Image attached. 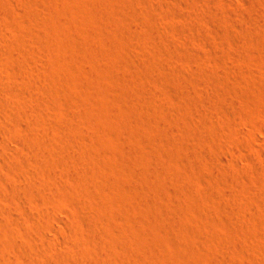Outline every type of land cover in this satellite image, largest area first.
Returning a JSON list of instances; mask_svg holds the SVG:
<instances>
[{
    "label": "rangeland",
    "instance_id": "374dc122",
    "mask_svg": "<svg viewBox=\"0 0 264 264\" xmlns=\"http://www.w3.org/2000/svg\"><path fill=\"white\" fill-rule=\"evenodd\" d=\"M52 1L0 0V104H2L0 106L2 107L0 111L2 116H0V135L3 138L7 130L6 133H9L10 137L19 139L18 136L29 131L30 133L33 132L31 134L35 135V138L40 133H42L40 135L42 137L46 134L43 132L45 129L44 127L43 130L40 129L42 126L36 124H41V121H44L45 126L50 125L51 143L53 144L55 141V149L59 146L55 153L62 151L60 156L54 153L51 160L58 159L60 160L59 163L65 162L66 164H64L65 167L62 165L63 168L60 171L57 169L60 172L57 171L59 176L55 170L56 167H61L60 164L53 161L54 165H52V161H50V168L45 165L46 167L42 169L49 168L47 169L49 172L46 170L45 172L48 173H45L41 170L39 173L41 176L38 175L36 178L46 176V174L54 178L53 175H55V177H60L62 182L64 178L61 179V177H65V174L68 176L72 174V176L70 175L72 179L75 176L74 173L80 172L84 163V165L90 163L88 164L90 168L83 165L84 170L91 169L92 171L97 166L96 173L103 172L106 178H103L102 173H100V177L99 175L96 176L101 182H96L95 185L88 183V187L94 193L92 194L93 197L84 196L81 193L79 196L78 192L69 196L62 192L69 196L63 197L60 191H56L57 180L55 178V181L50 179V188L53 189L52 185H54V189L56 188L54 192L62 196L59 200L62 201L64 207H67L68 204L69 207H67L68 212L66 208H60L58 211V209L49 206L47 209H53V212L59 214L58 216L62 220L65 219L63 222H66L69 217L67 219L69 223H66V227L69 224L68 227L69 229L72 227V231L63 226V222L53 221V218L50 219L51 217L47 216L49 222L47 219L44 222L50 225L48 227L51 228L52 226L56 230L51 228L52 232L49 231L47 237L40 239H43L42 242L44 243L49 241L47 244L54 243L47 248L48 250L45 249V253L53 259H57L58 262L60 255L56 249L62 250L67 242L72 243L75 239H81L79 242L83 240L84 244H88V246L95 243V246H98L97 250L101 249L99 253L107 264H116L117 261H120L119 258L124 260V257H126L125 261L128 259V262L122 264H264V0H150L152 3L149 0H136L137 3H135L133 0L131 1L132 4L131 2L129 4L130 0H123L130 5L131 10L135 9L134 12L123 10L128 8V4L123 6L125 4L123 2L124 4L122 3L121 6V0H109L106 4L102 0ZM146 1L150 2V8ZM46 13L49 14L46 15ZM138 14L141 15L137 18ZM81 15L82 17H80ZM78 17L83 19L80 20ZM141 17L145 20L140 19L142 21L138 22ZM7 18L9 19L7 20ZM131 22L134 25L138 24V28L141 30L136 31ZM83 25L84 27H82ZM179 26L180 29H178ZM125 28L128 30L133 28L134 33L132 30V32L127 30L126 35ZM118 39L121 40V43ZM126 39L128 43H126ZM62 43L72 44L74 48L76 47L79 54L83 55L81 56L82 62L75 65L74 62H71L69 53L64 52L63 55L59 53V44ZM50 55L54 56L51 57ZM55 55L60 58L58 56L54 58ZM43 62L46 63L43 65ZM94 63L98 64L99 67L101 66L99 69L101 72L98 76L91 72V66ZM168 64L169 66H167ZM26 66L27 69H24V72L22 68ZM53 68L59 69V72L53 71ZM30 70L32 75L29 73ZM23 72L32 76L33 86L36 91H39V95L37 93L38 98L34 102L31 101V106L35 109L30 108L25 101L26 99L18 91V86L15 85H19L18 79L23 75ZM16 73L17 75H15ZM51 73L54 75L59 73L56 76L60 80L59 83L64 82L65 85L61 83L63 87H67V85L76 86L78 94L76 96L59 95V86L56 85L48 90V78ZM4 82L6 89L3 87ZM13 83L14 85H12ZM2 95L4 97H1ZM13 96L17 97L14 98ZM7 100L13 101L10 102L13 105L7 104ZM5 105L6 109L4 110ZM8 105L10 106L8 107ZM56 106L58 107V115L55 113L57 111ZM212 106L215 108H211ZM115 109H118L119 114ZM3 111L4 114H2ZM6 111L11 112L6 113ZM205 111L207 113H204ZM46 113H48L47 117ZM31 114L35 115L36 118L40 114L44 120L40 121L42 117L39 116V120L33 119L35 124L33 125L30 120ZM76 114L78 117L86 114L85 117L96 121L97 125L101 126V129L103 128L104 137L90 136L91 133L87 125L82 126L84 127L82 129L81 126H77V119L74 121V118H78ZM3 117L5 121H2ZM49 118L54 119L55 123L53 121L52 123ZM61 120L65 121L60 124ZM115 122H118V127L114 125ZM3 124L5 126L2 127ZM78 127L81 130H78ZM66 132L72 133L71 136L73 134H75L74 136L78 135L79 140L82 139L81 142L86 145L82 154L73 157L76 158L75 160H72L73 158L70 156L74 146L72 148L70 147L72 144L68 146L69 141L67 140H70L71 136ZM56 136L60 139L55 140ZM64 136V142L60 143ZM15 138H4L6 145H11L8 146L10 149L16 147L13 149L14 152L11 150L14 157L17 153L22 155V152V156H26L28 152L26 144L14 140ZM62 145L70 147V149L67 147L66 149ZM20 146L23 149L20 150ZM18 150L19 152H17ZM129 153L137 162L138 170L131 168L127 162L125 156ZM219 154L224 157L225 165L221 164ZM225 157H227V161ZM71 160L72 162H70ZM8 163L2 165L10 166L11 162ZM73 165L77 166L79 172L75 171V167L74 169L70 168ZM66 166L71 170H68ZM223 166L227 168L225 169ZM62 169H66L67 172L74 170V172L64 173L65 171ZM99 170L100 172H97ZM50 171H53L54 174L52 175ZM87 172L88 174L91 173L90 171ZM96 173L93 170L91 175ZM68 178L62 182L65 184H63L64 187L69 185L67 189L70 190L72 186L74 188L78 186L79 182H76L75 178L73 180L75 183ZM107 178L109 181L105 182L104 180ZM170 179L174 180L177 188H179L177 189L179 195L177 202L173 201L172 195L169 193V196L166 192V187L169 185L167 180ZM54 182L56 184H53ZM152 185L155 188H152ZM231 187L233 190H230ZM16 188L18 189L15 185V193H13L14 196L10 197V201H4V208L5 211H9L7 212L8 215L11 214V217L14 214V216L18 215L19 219H17L18 217L13 219L14 216L10 219L11 217L7 216L10 219L8 220L5 213H0L2 217V219L0 218V226L6 227L7 231L10 228L9 231L12 232L18 229L17 220H22L27 226L25 228L28 229L30 224L28 219H31V215H19L18 206H20L21 198L17 197ZM20 190L18 189V192ZM96 192L99 194L101 192L102 197L99 195L100 197L96 198L98 196ZM164 194H168L169 198L163 196ZM81 196L84 198L82 199ZM170 197L172 201H170ZM188 198L191 201L189 206L186 203ZM37 199H39L40 208H36V213L43 215L47 211L48 205L40 201L41 195ZM74 199L77 200L75 206H73ZM88 202L90 204L86 206L85 203ZM17 204L18 210L16 211ZM82 205L83 207L78 209ZM240 205L242 206L240 207ZM13 206H15V210ZM42 207H44L43 211H41ZM73 207L74 209H72ZM75 207H77V211ZM86 207L90 209L88 210ZM10 208L15 212L13 213ZM235 209L238 215L235 214ZM65 211L69 215H66ZM102 213H104V217ZM87 214L90 218L92 216L97 217V219L102 217L101 220L103 219V221L98 219L100 222L98 223L94 217L92 219L87 218ZM108 214L110 217L113 215V218H110ZM3 217L7 220H4ZM105 217L108 218L104 219ZM72 219H75V224H72ZM115 219L124 227L120 228L121 225L118 223L119 227L117 221L114 222ZM14 220L16 226L13 224ZM76 220L77 222H75ZM105 220L113 221L111 227L109 221L106 222ZM50 221H53L54 225H51L52 222ZM205 222H209V224ZM89 223L95 224V226L91 224L89 226ZM114 223L117 225L116 231L113 230L115 229ZM97 224H102L103 228L99 226L104 229L105 233L99 231L102 229ZM105 224L106 227L103 226ZM211 224L214 230L208 231V226ZM85 228L90 229L86 230ZM124 228L128 229L134 236L132 237L131 233ZM91 229L93 231L98 230L93 233ZM55 232H58L57 235ZM33 233L36 232L33 231ZM58 234L63 235L58 236ZM90 234H94L93 237ZM35 235L37 236V234ZM95 235H98L97 238ZM124 235L128 237H124ZM49 237L51 238L49 239ZM51 239H54L53 242L50 241ZM89 240L92 242L90 243ZM60 241L65 245H62L63 243ZM87 241L89 242L87 243ZM101 241H104V245L101 244ZM11 243L14 242H10V245H8L9 243L5 244V246L8 247L9 251L11 250L12 254L17 251L15 253L16 258L11 257V253L7 257H5L6 254H4L5 256L1 255L0 258L3 259L2 262L0 259L1 264H24L22 251L20 248H16V250V244ZM255 244H258L256 246L261 249L257 248ZM61 246L63 247L61 248ZM92 246L94 247V245ZM73 247H71L72 252L79 251L78 248L82 249L80 246ZM110 247L116 248L115 253L117 251L123 253L122 257L120 252L116 253L119 258L116 257L115 253L112 252L114 249L109 251L112 249ZM107 252L108 255L110 253L109 256H106ZM56 253L58 257H55ZM187 253L188 255H186ZM103 255L106 257L104 258ZM114 256L118 259L115 260ZM19 257H21V261L18 259ZM52 258L50 259L53 261ZM109 258L112 262L108 260ZM40 260L43 261L42 259L38 261ZM52 261L50 263L45 260L43 264L46 262L52 264ZM57 262L53 264H57ZM58 263L62 262L59 261Z\"/></svg>",
    "mask_w": 264,
    "mask_h": 264
},
{
    "label": "bare ground",
    "instance_id": "6f19581e",
    "mask_svg": "<svg viewBox=\"0 0 264 264\" xmlns=\"http://www.w3.org/2000/svg\"><path fill=\"white\" fill-rule=\"evenodd\" d=\"M52 1V0H51ZM54 1V0H53ZM52 1V2H53ZM108 1L109 0H102V2L104 3V4H106V3H108ZM122 2H121V6L123 5V6H125L126 4H128V3H126V2H124L123 0H121ZM126 1H128V0H126ZM131 1H133V0H130L129 1V4H130V2ZM150 1V0H149ZM39 2H40V0H39ZM124 2V3H123ZM147 2V1H146ZM151 2V1H150ZM150 2L148 3V7H149V4H150ZM123 3V4H122ZM133 2H131V4H132ZM135 3H137L136 2V0H135ZM152 3V2H151ZM127 5L128 6V8L126 9H123V8H121V9H123V10H131V8L129 7L130 5ZM144 4V3H143ZM42 5V4H41ZM65 5V4H64ZM69 5V4H68ZM75 5V4H74ZM77 5V4H76ZM75 5V6H76ZM136 5V4H135ZM151 5V4H150ZM154 5V4H153ZM46 7H47V4L45 5ZM50 6H51V4H50ZM72 6V5H71ZM74 6V7H75ZM44 7V6H43ZM131 7H133L132 5H131ZM136 7V6H135ZM154 7V6H153ZM153 7H151V8H153ZM156 7V6H155ZM142 8V7H141ZM150 8V7H149ZM156 8H158V7H156ZM196 8V7H195ZM48 9V8H47ZM120 9V10H121ZM133 9V8H132ZM197 9V8H196ZM133 10H135V9H133ZM133 10H131V11H133ZM138 10V9H137ZM153 10V9H152ZM156 10H158V9H156ZM195 10V9H194ZM122 11V10H121ZM130 11V12H131ZM197 11V10H196ZM134 12V11H133ZM137 12H139V10L137 11ZM143 13V12H142ZM7 14V13H6ZM47 14H49V13H46V15ZM196 14V13H195ZM132 15H133V13H132ZM135 15V14H134ZM141 14H138V16H137V18L140 16ZM4 16H5V14H4ZM49 16V15H48ZM47 16V17H48ZM7 17V16H6ZM80 17H82V15L80 16ZM80 17H78L79 19H80ZM143 17V16H142ZM139 18V21L138 22H141L143 19L145 20V18ZM4 18V17H3ZM73 18V17H72ZM9 18H7V20H8ZM78 19V20H79ZM83 18H81L80 20H82ZM140 19H142L141 21H140ZM75 20V19H74ZM75 21H77V20H75ZM129 21V20H128ZM132 21V20H131ZM78 22V21H77ZM136 22V21H135ZM144 22V21H143ZM132 23V22H131ZM184 23V22H183ZM77 24V23H76ZM75 24V25H76ZM79 24V23H78ZM81 24V23H80ZM84 24V23H83ZM133 24V23H132ZM142 24V23H141ZM184 25H185V23H184ZM133 28L134 29H136V31H138L140 28H138L139 26H138V24H133ZM177 26V25H176ZM181 26V25H180ZM178 27V29H180L181 27H182V29H184L183 28V26H181V27ZM82 27H84V25L82 26ZM141 27V26H140ZM133 28H131V30L133 29ZM138 28V29H137ZM126 29V28H125ZM174 29H176V28H174ZM127 30H128V28L126 29V35H127ZM131 30H128L129 32L131 31ZM141 30V29H140ZM69 31H71V30H69ZM77 31V30H76ZM75 31V32H76ZM133 31V30H132ZM131 31V32H132ZM135 31V32H136ZM129 32H128V34H129ZM123 33V32H122ZM133 33H134V31H133ZM71 34L69 33V36H70ZM76 35V34H75ZM131 35V34H130ZM73 36V35H72ZM71 36V37H72ZM54 37H55V35H54ZM78 37H79V35H78ZM124 37V36H123ZM46 38V37H45ZM68 37L66 36V39H67ZM73 38V37H72ZM126 38H127V36H126ZM47 39V38H46ZM56 39V38H55ZM71 39V38H70ZM123 39V38H122ZM128 39V38H127ZM126 39V40H127ZM58 40V39H57ZM56 40V41H57ZM119 40V42L121 43V40L120 39H118ZM180 40V39H179ZM22 41V40H21ZM44 41V40H43ZM46 41V40H45ZM73 41V40H72ZM75 42V41H74ZM29 44H30V42H28ZM126 43H128V40H127V42ZM125 43V44H126ZM129 44H130V41H129ZM24 45V44H23ZM58 45V44H57ZM72 45V44H71ZM71 45H68V44H65V43H62V44H59V53H66V54H68L69 53V55H70V60H71V62H74L75 63V65H76V63H81L82 62V57L81 56H83V55H81V54H79V50L77 51L76 50V47L74 48L73 47V45L71 46ZM121 45V44H120ZM47 46V45H46ZM51 46V45H50ZM75 46V45H74ZM126 46H128V45H126ZM2 47V46H1ZM38 47H40V46H38ZM43 47V46H42ZM44 47H45V45H44ZM48 47V46H47ZM129 47V46H128ZM3 48H7V47H3ZM28 48V47H27ZM26 48V49H27ZM54 48V47H53ZM127 48V47H126ZM25 49V48H24ZM23 49V50H24ZM25 49V50H26ZM33 49V48H32ZM20 50H22V49H20ZM52 50V49H51ZM188 50V49H187ZM191 50V49H190ZM189 50V51H190ZM5 51V50H4ZM11 51V50H10ZM36 51V50H35ZM34 51V52H35ZM43 51V50H42ZM56 51V50H55ZM54 51V52H55ZM192 51V50H191ZM1 52V51H0ZM23 52V51H22ZM27 52V51H26ZM38 52V51H37ZM45 52V51H44ZM43 52V53H44ZM57 53H58V51H56ZM45 53H47V52H45ZM52 53V52H51ZM143 53V52H142ZM28 54H29V52H28ZM32 54H34V53H32ZM39 54H40V52H39ZM48 54V53H47ZM61 54H59V55H61ZM165 54V53H164ZM22 55H24V54H22ZM63 55V54H62ZM65 55V54H64ZM161 55V54H160ZM166 55V54H165ZM170 55V54H169ZM168 55V56H169ZM48 56V55H47ZM51 56V55H50ZM52 56H54V55H52ZM51 56V57H52ZM56 56H58V55H55V57L54 58H56ZM152 56V55H151ZM59 57V56H58ZM63 57V56H62ZM69 57V56H68ZM149 57V56H148ZM170 57V56H169ZM175 57V56H174ZM47 58V57H46ZM60 58V57H59ZM58 58V59H59ZM84 58V57H83ZM152 58V57H151ZM150 58V59H151ZM160 58V57H159ZM163 58H165V57H163ZM167 59V58H166ZM170 59V58H169ZM174 59V58H173ZM175 59H176V57H175ZM174 59V60H175ZM69 60V61H70ZM62 61V60H61ZM66 61H67V59H66ZM159 61V60H158ZM55 62V61H54ZM56 62H57V60H56ZM153 62V61H152ZM165 62H167L166 60H165ZM165 62H164V65H165ZM171 62V61H170ZM174 62V61H173ZM41 63V62H40ZM44 63H46V62H43V65H44ZM93 63V62H92ZM155 63V62H154ZM160 63V62H159ZM158 63V64H159ZM161 63H162V61H161ZM160 63V64H161ZM59 64V63H58ZM157 64V63H156ZM170 64H172V63H170ZM155 65V64H154ZM23 66H25V65H23ZM67 66H69L68 64H67ZM167 66H169V64L167 65ZM166 66V67H167ZM170 66H172V65H170ZM155 67H156V65H155ZM44 68V67H43ZM60 68V67H59ZM149 68V67H148ZM157 68H158V66H157ZM162 68H163V66H162ZM23 70L24 69H27V66L26 67H24V68H22ZM46 69V68H45ZM52 69V68H51ZM99 69H101V66L99 67L98 66V64H93L92 66H91V72H92V74H94V75H96V76H98L99 74H100V70ZM149 69H151V68H149ZM158 69H160V67L158 68ZM165 69V68H164ZM21 70V69H20ZM32 70H34V69H32ZM54 70H56V71H58L56 68L54 69L53 68V71ZM167 70V69H166ZM28 71V70H27ZM26 71V72H27ZM40 71V70H39ZM43 71V70H42ZM49 70H47V72H48ZM150 71V70H149ZM154 71V70H153ZM157 71V70H156ZM171 71V70H170ZM20 72V71H19ZM22 72V71H21ZM24 72H25V70H24ZM23 72V75H21L20 77H19V79H18V82H19V85L18 84H15L16 86H18V91L20 92V94H22L23 95V97L26 99L25 101H26V103L30 106V108H32V106H31V101L32 102H34V100H36L38 97H37V93L39 92V91H36V89L34 88V86H33V82H32V73H31V70H30V72L29 73H31V75L30 74H25ZM33 72V71H32ZM46 72V71H45ZM46 72V73H47ZM50 72V71H49ZM59 72V71H58ZM20 74V73H19ZM59 74V73H58ZM58 74H55L54 75V73H51L50 75H52V76H50L49 75V78H48V83H49V89L48 90H50V88H52L54 85H56V86H59V95H71V96H76V94H78V90H77V87L76 86H69V85H67V87H63L62 85H61V83H62V81H61V83H59L60 82V80L58 79ZM15 75H17V73L15 74ZM33 75L35 76V74L33 73ZM57 75V76H56ZM43 76V75H42ZM43 77H46V76H43ZM40 78V77H39ZM39 78H37V79H39ZM45 79V78H44ZM16 80H17V78H16ZM47 80V79H46ZM14 81V80H13ZM7 82V81H6ZM17 82V81H16ZM15 82V83H16ZM46 82V81H45ZM213 82V81H212ZM10 84V83H9ZM47 84V83H46ZM63 85H65L64 84V82L62 83ZM68 84V83H67ZM6 85V83L4 82V84H3V87ZM11 85V84H10ZM12 85H14V83L12 84ZM48 85V84H47ZM72 85V84H71ZM16 86H14V87H16ZM55 86V87H56ZM12 87V86H11ZM14 87H13V89H14ZM5 89H6V87H4ZM2 89V88H1ZM11 89V88H10ZM15 89H17V87L15 88ZM38 90V89H37ZM2 91V90H1ZM5 91V90H4ZM3 91V92H4ZM11 91H12V89H11ZM17 94H18V92H17ZM57 94V95H58ZM4 95H6V94H4ZM4 95H2L1 97H4ZM15 95H16V93H15ZM38 95H39V93H38ZM9 96V95H8ZM14 97V96H13ZM15 97H17V96H15ZM14 97V98H15ZM22 97V96H21ZM22 97V98H23ZM46 97V96H45ZM49 97H51V96H49ZM47 98V97H46ZM49 99H51V98H49ZM54 99V98H53ZM1 100V99H0ZM46 100V99H45ZM44 100V101H45ZM55 100V99H54ZM43 101V102H44ZM47 101H50V102H52L51 100H47ZM10 102H13V101H9V100H7L6 101V103L7 104H9ZM54 102H56V101H54ZM1 103V102H0ZM47 103H49V102H47ZM57 104H58V102H56ZM225 103V102H224ZM6 104V105H7ZM13 105V103H10V105ZM34 104V103H33ZM2 104H0V106H1ZM6 105L4 106V110L6 109L5 107H6ZM10 105H8V107L10 106ZM51 105V104H50ZM52 105H55V104H53L52 103ZM25 106V105H24ZM28 106V107H29ZM44 106V105H43ZM58 106V105H57ZM56 106V107H57ZM211 106V105H210ZM33 107H35L34 105H33ZM45 107V106H44ZM59 107V106H58ZM58 107H57V111L55 112V113H57L58 112ZM214 106H212L211 108H213ZM1 109H0V111L2 110V107H0ZM10 108H12V107H10ZM16 108V107H15ZM19 108H21V107H19ZM45 108H47V106L45 107ZM54 108V107H53ZM52 108V109H53ZM116 108V107H115ZM215 108V107H214ZM14 109V108H13ZM13 109H12V111H13ZM32 109H35V108H32ZM47 109H49V107L47 108ZM119 109V108H118ZM118 109H115V110H117L116 112L118 113ZM11 110V109H10ZM15 110V109H14ZM23 110V109H22ZM39 110V109H38ZM42 110V109H41ZM44 110V109H43ZM8 111V110H7ZM6 111V113H10V112H7ZM18 111V110H17ZM33 111V110H32ZM47 110L45 109V112H46ZM120 112H121V110H119ZM207 111V110H206ZM204 112V113H207V112ZM209 111L211 112V110L209 109ZM227 111V110H226ZM18 113V112H17ZM33 113V112H32ZM41 113H42V111H41ZM49 113V112H48ZM48 113H46V117L48 116ZM54 113V114H55ZM80 114H81V112H79ZM78 113V114H79ZM83 113V112H82ZM203 113V112H202ZM204 113H203V117L205 116L204 115ZM215 113V112H214ZM2 114H4V111H3V113ZM28 114V113H27ZM36 114V113H35ZM51 114V113H50ZM53 114V113H52ZM78 114H76V117H78ZM119 114V113H118ZM121 114V113H120ZM6 115V114H5ZM19 115V114H18ZM38 115V114H37ZM57 115H58V113H57ZM57 115H55L56 117H57ZM75 115V114H74ZM92 115V114H91ZM91 115H90V117H91ZM117 115V114H116ZM216 115V114H215ZM1 116V115H0ZM4 116V115H3ZM16 116V115H15ZM28 116V115H27ZM39 116H41L40 114L38 115V117ZM54 116V119L56 118ZM73 116V115H72ZM86 116V114H83V115H79V117L78 118H74V121H76L75 119H77V126H81V129L82 128H84V127H82V126H88L87 128L89 129V131H90V133L92 134H89L90 136H95V137H102L103 135H104V133H103V128L101 129L98 125H97V123H96V121H94L93 119L91 120L90 118H87V117H85ZM202 116V115H201ZM210 116V115H209ZM211 116H213V115H211ZM2 117V116H1ZM6 119H7V117L6 116H4ZM4 117H3V120L2 121H5L4 120ZM38 117L36 118L35 117V115L33 116V114H31V116H30V120H31V122H33V119H38ZM42 117V116H41ZM214 117V116H213ZM15 118V117H14ZM27 118V117H26ZM206 118V117H205ZM204 118V119H205ZM208 118H210V117H208ZM12 119V118H11ZM28 119V118H27ZM50 119V118H49ZM54 119H50L51 120V122L53 121H55ZM62 119H64V118H62ZM112 119V118H111ZM203 119V118H202ZM15 120H17L16 118H15ZM39 120V119H38ZM41 120H44L43 119V117H42V119L40 118V121ZM46 120V119H45ZM50 120H49V122H50ZM8 121H9V119H8ZM7 121V122H8ZM13 121V120H12ZM37 121V120H36ZM36 121H35V123H36ZM65 121V120H64ZM64 121H60V124H62ZM115 121V120H114ZM113 121V122H114ZM118 121V120H117ZM17 122V121H16ZM15 122V123H16ZM19 122V121H18ZM42 123L41 124H36V125H41L42 127L40 128V129H42L43 127H44V129H45V131H43V132H46V134H45V136H40L42 133H40V135L38 136V137H36L35 138V135L33 136V134H31V133H33V132H26L25 130V133L24 134H22L21 136H18L19 137V139L18 138H15V137H10L11 135L8 133H6V131H5V134L3 135L4 137L2 138L1 137V135H0V213L2 212V213H5V215H6V217L8 216H10V215H8L9 213H7V212H9V211H5L6 209L4 208V201L5 202H7V200H8V202L10 201L9 199H10V197L13 195L14 196V194L13 193H15V185L18 187V189L20 190V188H22V190H20V192H18V189L16 190L17 191V197L20 199L21 198V203H19L18 201V203H19V205L20 206H18V204L16 205V211L18 210L17 209V206L19 207V215L20 216H27V215H31L30 216V218L31 219H28V222H29V220H30V224L28 225V229L27 228H25V227H27V226H25L24 225V223H23V221L22 220H20V221H18L17 220V222L14 220L13 221V224H15V226H16V223H17V227H18V229H17V231L15 230V231H9V229H8V231H7V228L5 229V228H3V227H1L0 226V256L1 255H3V256H5L4 254H6V256L5 257H7V255H9L10 256V251H9V249H8V247H6L5 246V244H8V245H10V242H14V243H11V244H13V245H15L16 244V246L17 247H15V249L17 248V249H19L20 248V250L22 251V254L19 252V254H21L22 255V258L24 259L23 260V262H24V264H40L41 262H42V264H43V261H44V263H45V260L46 261H52L50 258H52V257H49L46 253H45V249H47L48 247H50L52 244H54V243H50V244H47V243H49V241L45 244L44 242H42L43 241V239L45 238V237H47L48 235H49V231H51L52 232V229L51 228H54V227H52L51 226V228L50 227H48V225H47V223H45L46 222V220L45 219H47V222H49L48 221V217H51L50 219H54L53 221H55L56 220V222L58 221V222H63V221H65V219H64V217H63V215H62V217H63V219L64 220H62V218L61 217H59L55 212H53V209L52 210H50V209H47V208H49V206L50 207H53V208H55V209H58V211H59V209L60 208H66V211L68 210L67 209V207H69V204H68V206L67 207H64V205H63V203H62V201H60L59 199H61V197L57 194V192H59L60 191V193H62V192H65V194L66 195H69V196H71L73 193H76V192H78V195H79V193H81L82 195H84V196H88V197H91L92 196V194H94L93 192H92V190H90V188L88 187V183L90 184H94L95 185V183L96 182H101V181H98L99 180V177L101 176V175H99L100 173H102V175H103V172H100V170L99 171H97V172H100V173H96V168H97V166H96V168L94 169L93 168V170H95V173L96 174H93V175H91L92 174V172H93V170L91 171V169H89V170H84V166H86V167H88V164H90V163H86V165H84L83 164V162H82V164L84 165H80L81 167H83V168H80L81 170H80V172H79V169L77 170V166L75 167V165H73L72 167H70L71 169L73 168L74 169V167H75V171H78L79 173H74V178L76 179V182L78 181L79 182V184H78V186H75V188L73 187H71L70 188V190H68L67 188V186H69V185H67L66 187H64V183H62L64 180H65V178H68V179H70V180H74V178H70L71 176H72V174H70V173H73L74 172V170H73V172L71 171H69V172H67V171H65L64 169H62V170H64L63 172L64 173H69L70 175L68 176L67 174H65L66 176H68V177H61V179L62 178H64V180L61 182L60 181V177H55V175H53L54 173H53V171H50V172H52V175L54 176V178H55V180H57V184L54 182L53 184H56L57 185V192L55 193L54 191H55V189H54V185H52V188L53 189H51L50 187V184H49V181H50V179L52 178V176H49V175H47L46 174V176H42V177H40L41 175L39 174L40 173V171L42 170V169H44V167H46L45 165H47V166H49V164H50V161H52V165H54L53 164V159L51 160V158H52V155L56 152V149L59 147V146H57V148L55 149V146H54V142L55 141H53V144L51 143V141H50V134H51V132H50V128H49V126H45V124H43L44 123V121H41ZM50 122V123H51ZM52 122V123H53ZM95 122V123H94ZM218 122V121H217ZM9 123V122H8ZM14 123V122H13ZM14 123V124H15ZM20 123V122H19ZM46 123V122H45ZM55 123V122H54ZM11 124V123H10ZM48 124V123H47ZM114 124V123H113ZM117 124H118V122H115V126H117ZM33 125H35L34 124V122H33ZM63 125H65V124H63ZM119 125V124H118ZM3 126H5L4 124L2 125V127ZM7 126V125H6ZM53 126V125H52ZM52 126H51V128H52ZM77 126H75L76 128H77ZM1 127V126H0ZM7 127H9V126H7ZM6 127V128H7ZM12 127H14L13 125H12ZM62 127V126H61ZM78 127V128H79ZM118 127V126H117ZM15 128V127H14ZM17 128V127H16ZM62 128H64V127H62ZM86 127H85V130L87 129ZM18 129V128H17ZM16 129V130H17ZM65 129H66V127H65ZM64 129V130H65ZM80 128L78 129V130H81ZM231 129V128H230ZM43 130V129H42ZM77 130V131H78ZM110 130V129H109ZM11 131H13V130H11ZM10 131V132H11ZM62 131V130H61ZM68 131V130H67ZM234 131V130H233ZM238 131H240V130H238ZM8 132V131H7ZM79 132V131H78ZM83 132H84V130H83ZM87 132V131H86ZM236 132H237V130H236ZM241 132V131H240ZM12 133V132H11ZM14 133V132H13ZM23 133V132H22ZM53 133H54V130H53ZM61 133H63V134H65L64 132H61ZM66 133H68V134H70V132H66ZM80 133H81V131H80ZM110 133V132H109ZM108 133V134H109ZM238 133V132H237ZM3 134V133H2ZM72 134V133H71ZM71 134H70V136H71ZM83 134V133H82ZM87 134V133H86ZM16 135V134H15ZM43 135H44V133H43ZM75 134H73L71 137H70V140H67V141H69L68 143V146L69 145H71L70 147L72 148V146H74V149L72 150V152L70 153V156H71V158H73V157H77V155L78 154H82L84 151H85V144L83 143V142H81L82 141V139H81V141L79 140V138L80 137H78V135L77 136H74ZM6 136V137H5ZM62 136V135H61ZM60 136V137H61ZM66 136V135H65ZM65 136H64V138H61V141L62 142H60V143H63L64 142V139H65ZM15 138L14 140H19V142L20 141H22V142H24L25 144H26V148H27V150H28V152L27 151H25V152H27V154H26V156H22L23 155V152H22V155H21V153H17V155L14 157L13 156V153H12V151H13V149H15V148H13V149H10L8 146H11V145H6V141H5V139H7V138ZM63 137V136H62ZM66 137H68L69 138V136H66ZM104 137V136H103ZM5 138V139H4ZM59 138V137H58ZM57 138V136H56V139L55 140H57L58 139ZM89 138V137H88ZM60 139V138H59ZM89 139H91V138H89ZM9 140V139H8ZM168 140V139H167ZM13 141V140H12ZM66 141V140H65ZM129 141V140H128ZM16 142V141H15ZM58 143H59V141H57ZM56 142V143H57ZM166 142V141H165ZM168 142V141H167ZM18 143V142H17ZM55 143V144H56ZM57 143V144H58ZM59 143V144H60ZM67 142H65V144H66ZM129 143V142H128ZM20 144V143H19ZM24 144V145H25ZM14 145V144H13ZM67 145V144H66ZM130 145V144H129ZM21 146L23 147V144H21ZM19 147L20 148V150H21V148L22 147ZM63 146V145H62ZM65 146V145H64ZM63 146V147H64ZM67 146H65V148H66ZM70 147H67L68 149H70ZM12 148V147H11ZM18 148V149H19ZM23 148H25V146L23 147ZM22 148V149H23ZM66 148V149H67ZM61 149V148H60ZM60 149H58V150H60ZM65 149V150H66ZM12 150V151H11ZM26 150V149H25ZM57 150V151H58ZM133 150V149H132ZM250 150V149H249ZM64 151V150H63ZM123 151H124V149H123ZM130 151V150H129ZM14 152V151H13ZM16 152V151H15ZM17 152H19V150L17 151ZM62 152V151H61ZM61 152H57V153H55V155L56 154H58L59 156H60V153ZM126 152V151H125ZM128 152V151H127ZM252 152V151H251ZM65 153V152H64ZM67 153V152H66ZM65 153V154H66ZM123 153V152H122ZM132 153V152H131ZM29 154V155H28ZM235 154H237V153H235ZM62 156V155H61ZM125 156V155H124ZM223 156V155H222ZM253 156V155H252ZM127 157V162L129 163V165H130V167L131 168H133L134 170H138L139 169V167H138V164H136L137 162H135V159L130 155V153L129 154H126V156H125V158ZM219 160H220V162H222L221 164H223V165H225L224 163V161H225V159H224V157H221L220 156V154H219ZM249 157L251 158V156H250V151H249ZM54 158H55V156H54ZM89 158V157H88ZM88 158H87V160H88ZM226 158V161H227V157H225ZM253 158V157H252ZM57 159V158H56ZM61 159V158H60ZM62 159H63V157H62ZM76 158H73L72 160H75ZM80 159V158H79ZM82 159V158H81ZM72 160L70 161V162H72ZM77 160H78V158H77ZM86 160V161H87ZM56 162H58V161H60V160H55ZM54 161V162H55ZM62 161V160H61ZM79 161V160H78ZM82 161V160H81ZM8 162H11L10 163V166L9 165H2L3 163H8ZM55 162V163H56ZM97 162V161H96ZM77 163V162H76ZM81 163V162H80ZM9 164V163H8ZM58 164H60V168H57L56 166H53V167H56V172L58 171L57 169H59V171H60V169L61 168H63V166L65 167V165L64 164H66L65 162L64 163H62L61 164V162L59 163L58 162ZM68 164V166H70L69 165V163H67ZM73 164V163H72ZM97 165H99L98 163H96ZM227 164H228V162H227ZM63 165V166H62ZM77 165H78V163H77ZM230 165V164H229ZM1 166H3L2 168H1ZM6 166V167H5ZM51 166V165H50ZM50 166H49V168H50ZM68 166H66V168L68 167ZM79 166V165H78ZM5 167V168H4ZM52 167V168H53ZM93 167V166H92ZM159 167V166H158ZM223 167H225V169L227 168L226 166H223ZM230 167V166H229ZM49 168H47V169H49ZM68 169V170H71V169ZM88 168H90V167H88ZM87 168V169H88ZM99 168V167H98ZM46 169V170H47ZM101 169V168H100ZM224 169V168H223ZM224 169V170H225ZM229 169V168H228ZM46 170H42V171H46ZM142 170V169H141ZM155 170V169H154ZM153 170V171H154ZM48 172H49V170H47ZM54 171V172H55ZM58 171V172H59ZM87 171H90L89 173L90 174H88V172ZM140 171V170H139ZM143 171V170H142ZM158 171H159V169H158ZM226 171V170H225ZM48 172H45V173H48ZM57 172V175H59L60 176V172L58 173ZM62 173V172H61ZM63 173V174H64ZM159 173V172H158ZM49 174H51V173H49ZM38 175H40L39 176V178H36ZM96 175H99V177H97ZM63 176V175H62ZM152 176V175H151ZM54 178H52L53 180H54ZM103 178H106V176L104 177V175H103ZM103 178H101V179H103ZM34 179V180H33ZM39 179V180H38ZM168 179V178H167ZM239 179V178H238ZM37 180H38V182H37ZM54 180V181H55ZM109 181V179L107 178V179H105L104 181L106 182V181ZM152 180V179H151ZM151 180H149V181H151ZM176 180V179H175ZM66 181V180H65ZM236 181V180H235ZM239 181H240V179H239ZM37 182V183H36ZM53 182V181H52ZM103 182V181H102ZM167 182H169V185L167 186V184H165L167 187V189H166V192L169 194H171L172 195V199H173V201H175V202H177V200L179 199L178 198V193H177V189H179V188H177L178 186H177V184L175 183V181L174 180H172V179H170L169 181L167 180ZM178 182V181H177ZM196 182V181H195ZM71 183V182H70ZM73 183H75L74 181H73ZM193 183H194V180H193ZM15 184V185H14ZM64 184V185H63ZM90 184V185H91ZM97 184H101V183H97ZM96 184V185H97ZM108 184V183H107ZM151 184V183H150ZM152 184L154 185V183L152 182ZM231 184V183H230ZM229 184V185H230ZM235 184V183H234ZM240 184H242V183H240ZM74 185V184H73ZM89 185V186H90ZM94 185H92V186H94ZM103 185H104V183H103ZM152 185V188L154 187ZM228 185V184H227ZM232 185V184H231ZM230 185V186H231ZM237 185V184H236ZM234 186V185H233ZM241 186V185H240ZM20 187V188H19ZM91 187V186H90ZM100 187V186H99ZM143 187V186H142ZM156 187H158L157 185H156ZM235 187V186H234ZM95 188V187H94ZM94 188H93V190H94ZM101 188V187H100ZM155 188V187H154ZM138 189V188H137ZM157 189V188H156ZM189 189V188H188ZM227 189V188H226ZM96 190L97 191H99L97 188H96ZM95 190V191H96ZM139 190V189H138ZM161 190V189H160ZM224 190V189H223ZM230 190H233L232 189V187L230 188ZM137 191V190H136ZM142 191V190H141ZM145 191V190H144ZM154 191H156L155 189H154ZM159 191V190H158ZM188 191V190H187ZM227 191V190H226ZM164 192V191H163ZM233 192V191H232ZM234 192H235V189H234ZM238 192H240L239 191V189H238ZM139 193H141V192H139ZM160 193V192H159ZM162 193V192H161ZM231 193V192H230ZM18 194H20V195H18ZM60 197H58L57 198V195ZM64 193H62V195H63V197H69V196H66ZM96 194H98V196H96V198L97 197H100L101 195V192H100V194L99 193H97L96 192ZM138 194V193H137ZM142 194H143V192H142ZM163 194V193H162ZM161 194V195H162ZM168 194H164L163 196H165V197H168L167 195ZM170 194H169V196H170ZM226 194V193H225ZM236 194V193H235ZM39 195H41V200L40 201H42L43 203H45V204H47L48 205V207H46V209H47V211L45 212V213H43V215H41V213H36V211H37V209L38 208H40V205L38 204V201H39V199H37V197L39 196ZM100 195V196H99ZM159 195V194H158ZM181 195V194H180ZM223 195H224V193H223ZM20 196V197H19ZM77 196V195H76ZM80 196V195H79ZM84 196L82 197V199L84 198ZM104 196V195H103ZM162 196V197H163ZM182 196H183V194H182ZM93 197V196H92ZM95 197V196H94ZM102 197V196H101ZM105 197V196H104ZM77 198H79L78 196H77ZM169 198V197H168ZM234 198H236L235 196H234ZM233 198V199H234ZM37 199V200H36ZM62 199H64V198H62ZM87 199V198H86ZM86 199H85V201H86ZM89 199V198H88ZM95 199V198H94ZM163 199V198H162ZM166 199V198H165ZM13 200V199H12ZM16 200V199H15ZM164 200V199H163ZM232 200V199H231ZM230 200V201H231ZM88 201H90V200H88ZM170 201H172L171 200V197H170ZM229 201V202H230ZM233 201V200H232ZM232 201H231V203H232ZM234 201H236V200H234ZM65 202V201H64ZM73 202V201H72ZM72 202H71V204H72ZM75 202H76V204H77V200H75L74 199V205L73 206H75ZM80 203H81V201H79ZM83 202V201H82ZM92 202V201H91ZM225 202V201H224ZM80 203H78V204H80ZM84 203V202H83ZM186 203L188 204V206L190 205V203H191V201L189 200V198L188 199H186ZM14 204V203H13ZM45 204H44V207H45ZM70 204V206L72 207V205ZM87 204L89 205L90 204V202H88V203H85V205L87 206ZM175 204H177V203H175ZM237 204V203H236ZM38 205H39V207H38ZM42 205V204H41ZM66 205V204H65ZM81 205V204H80ZM229 205V204H228ZM233 205H234V203H233ZM76 206H78V205H76ZM192 206V205H191ZM226 206V205H225ZM242 205H240V207H241ZM243 206H245V205H243ZM249 206V205H248ZM248 206H246V207H248ZM14 207V210H15V206H13ZM44 207H42V210L41 211H43V208ZM70 207V208H71ZM81 207H83V205L82 206H80V207H78V209H80ZM227 207H229V206H227ZM233 207V206H232ZM231 207V208H232ZM234 207H236V206H234ZM37 208V209H36ZM76 208V211L78 210L77 209V207H75ZM85 208V207H84ZM87 208V207H86ZM237 208V207H236ZM242 208H244V207H242ZM241 208V209H242ZM8 209V208H7ZM72 209H74V207L72 208ZM88 210L90 209L89 207L87 208ZM253 209V208H252ZM10 210L11 211H13V213L15 212L14 210H12L11 208H10ZM10 211V212H11ZM57 211V212H58ZM61 211V210H60ZM63 211H64V209H63ZM66 211H65V213H66ZM73 211V210H72ZM71 211V212H72ZM79 211H81V210H79ZM78 211V212H79ZM165 211V210H164ZM237 211H239V210H237ZM62 212V211H61ZM68 212V211H67ZM78 212H77V214H78ZM88 212V211H87ZM167 212V211H166ZM233 212V210L231 211V213ZM235 214H237L236 213V209H235ZM240 212V211H239ZM238 212V213H239ZM7 213V214H6ZM12 213V212H11ZM64 213V212H63ZM16 214H18V213H16ZM68 213H66V215H67ZM71 214V213H70ZM103 214L104 213H102V216H103ZM111 214V213H110ZM110 214H108L109 215V217H110ZM173 214V213H172ZM2 215H4V214H2ZM15 215V214H14ZM13 215V216H14ZM69 215V214H68ZM94 215H95V213H94ZM170 215V214H169ZM234 215V214H233ZM238 215V214H237ZM13 216L10 218V219H12L13 218ZM48 216V217H47ZM70 216H72V215H70ZM76 216V215H75ZM78 216V215H77ZM81 216V215H80ZM92 216V215H91ZM105 216V215H104ZM103 216V217H104ZM107 216V215H106ZM112 217H110V218H113V215H111ZM160 216V215H159ZM165 216H167L166 214H165ZM240 216V215H239ZM238 216V217H239ZM8 217H7V219H8ZM16 217H18L17 219H19V216L17 215V216H14V218L13 219H16ZM45 217V218H44ZM89 216H88V214H87V218H88ZM94 216H92L91 218L89 217V219H92ZM114 217H116V216H114ZM180 217H181V215H180ZM234 217H235V215H234ZM0 218L2 219V217L0 216ZM4 218V217H3ZM67 218V217H66ZM69 218V217H68ZM67 218V219H68ZM72 218H73V216H72ZM95 219H97V217H94ZM102 218V217H101ZM101 218H98L99 220H101ZM108 217H105L104 219H107ZM109 218V219H110ZM166 218H168V216L166 217ZM178 218V217H177ZM6 218H4V220H5ZM6 219V220H7ZM10 219H8V220H10ZM67 219H66V222H63L64 223V225L63 226H65L66 227V223L68 222L67 221ZM77 219V218H76ZM98 219H97V221H98ZM70 220H71V218H70ZM73 220V219H72ZM75 220V219H74ZM74 220H73V223L72 224H75L74 223ZM81 220V218L79 219V221ZM110 220H112V219H110ZM159 220H160V218H159ZM45 221V222H44ZM53 221H50V222H52L51 223V225L53 224ZM93 221V220H92ZM96 221V220H95ZM101 221H103V219L101 220ZM106 221V220H105ZM105 221H104V223H105ZM109 221V220H108ZM108 221H106V222H108ZM117 221V219H115V221L114 222H116ZM157 221H158V218H157ZM14 222H16V223H14ZM72 222V221H71ZM75 222H77V220L75 221ZM113 221H109V225H110V227H111V223H112ZM25 223H27L26 221H25ZM55 223V222H54ZM69 223V222H68ZM88 223V222H87ZM95 223V222H94ZM98 223H100L99 221H98ZM118 221H117V225H118ZM204 223V222H203ZM206 224L208 223L209 224V222H205ZM71 224V223H70ZM79 224V223H78ZM90 224L92 225V223H89V226H90ZM96 224V223H95ZM95 224H93L92 226H95ZM120 225H121V223H119ZM54 225V224H53ZM55 225H56V223H55ZM80 225H82L81 223H80ZM80 225H78L79 227H80ZM98 226L100 225V224H97ZM102 225V224H101ZM100 225V226H101ZM108 225V223H107V226H109ZM114 227H115V229H113V230H115L116 231V223H114ZM200 225V224H199ZM50 226V225H49ZM68 226H69V224H68ZM66 227L67 229H69V227ZM77 226V229L79 228ZM99 226V227H100ZM104 227H106V224L105 225H103ZM119 226V225H118ZM122 226L124 227V225H121V227L120 228H122ZM75 227H76V225H75ZM102 227V226H101ZM100 227V228H101ZM118 227V229H120ZM73 228H74V226H73ZM87 228H88V226H87ZM93 228V227H92ZM98 228V227H97ZM100 228H98V229H100ZM103 228V227H102ZM101 228V229H102ZM112 228H113V224H112ZM13 229H15V228H13ZM51 229V230H50ZM55 230H56V228H54ZM63 229V228H62ZM86 229V228H85ZM90 229V228H89ZM89 229H86V230H89ZM93 229H95V228H93ZM98 229H96V230H98ZM107 229V228H106ZM105 229V230H106ZM124 229H126V228H124ZM207 229V228H206ZM12 230V229H11ZM55 230H53V231H55ZM66 230V229H65ZM72 231V227H71V229H69V231ZM75 230V229H74ZM92 230V229H91ZM96 230H94V231H96ZM103 230V231H102ZM102 230H99V231H101V232H103V233H105L104 232V229H102ZM109 230H111V229H109ZM126 230H128V229H126ZM125 230V231H126ZM214 229H213V226H212V224L211 225H209L208 226V231H213ZM33 231H35L36 233H33ZM68 231V230H67ZM66 231V232H67ZM94 231L92 230V232L94 233ZM129 231V230H128ZM16 232V233H15ZM89 233H90V231H88ZM87 232V233H88ZM97 232V231H96ZM95 232V233H96ZM107 232V231H106ZM56 233H58V232H55V234ZM72 233V232H71ZM88 233V234H89ZM112 233V232H111ZM118 233V232H117ZM123 233V232H122ZM129 233H131L130 231H129ZM191 233V232H190ZM34 234V235H33ZM35 234H37V236L35 235ZM68 234V233H67ZM67 234H65V235H67ZM99 234V233H98ZM113 234V233H112ZM126 234H128L127 232H126ZM136 234V233H135ZM195 234V233H194ZM57 235V234H56ZM60 235H63V234H58V236H60ZM70 235V234H69ZM68 235V236H69ZM80 235H82V234H80ZM85 235H87V234H85ZM91 236L92 235H94V234H90ZM90 235H88V236H90ZM100 235V234H99ZM102 235V234H101ZM111 235V234H110ZM131 235H132V233H131ZM159 235V234H158ZM51 236V235H50ZM79 236V235H78ZM96 236V235H95ZM98 236V235H97ZM97 236H96V238H97ZM121 236H122V234H121ZM125 236H127V235H124V237ZM134 235H132V237H133ZM62 237H64V236H62ZM81 237V236H80ZM93 237V236H92ZM101 237H103V235L101 236ZM107 237H108V234H107ZM111 237V236H110ZM120 237V236H119ZM123 237V236H122ZM128 237V236H127ZM126 237V239H128ZM190 237H193V235L191 236L190 235ZM189 237V238H190ZM41 238H43L42 240H40ZM51 237H49V239H50ZM88 238V237H87ZM89 239V238H88ZM90 239H92V238H90ZM99 239V238H98ZM101 239V238H100ZM123 239H125V238H123ZM123 239H121V241L123 240ZM130 239L132 240V238H131V236H130ZM134 239V238H133ZM137 239V238H136ZM1 240H2V242H1ZM53 240L54 239H51L50 241H52L53 242ZM81 240V239H80ZM80 240H78V239H75L74 241H72V243H66V246H64V248L61 250L60 248V252H59V249H56L57 251H58V255H60L59 256V258H60V260L59 261H61L63 264H107L105 261H104V259H103V257H102V255L99 253V251L101 250V249H99V250H97L98 249V246H95L96 244L94 243V244H91V246H88V244L86 245V244H84V242H83V240H82V242H79ZM86 240V239H85ZM93 240V239H92ZM92 240L90 241V243L92 242ZM107 240V239H106ZM135 240V239H134ZM138 240V239H137ZM136 240V241H137ZM46 241V240H45ZM89 241H87V243L89 242ZM96 241V240H95ZM94 241V242H95ZM99 241V240H98ZM110 241H111V239H110ZM120 241V240H119ZM128 241V240H127ZM133 241V240H132ZM5 242H8V243H5ZM104 242V241H103ZM103 242L101 241V244L102 245H104L103 244ZM112 242V241H111ZM123 242V241H122ZM135 242V241H134ZM3 243H5V244H3ZM58 244H59V242H57ZM60 243H63V242H61L60 241ZM99 243V242H98ZM107 243V242H106ZM124 243V242H123ZM133 243V242H132ZM56 244V243H55ZM112 244V243H111ZM121 244V243H120ZM127 244V243H126ZM62 245H65V243H63ZM92 245H94V247L92 246ZM98 245H100V244H98ZM109 245V244H108ZM113 245H115V244H113ZM256 245H258V244H255V246ZM260 245V244H259ZM47 246V247H46ZM56 246V245H55ZM72 246H74L73 248H76V247H78V246H80V247H82V249L81 248H78L79 249V251H77V252H72ZM254 246V247H255ZM21 247H22V249H21ZM57 248H58V246H56ZM63 246H61V248H62ZM257 247V246H256ZM255 247V248H256ZM262 247V246H261ZM264 247V246H263ZM100 248V247H99ZM105 248H107V247H105ZM110 248H112V247H110ZM116 248H117V246H116ZM116 248H112V249H109V251H112L113 249V253H115V251H116ZM240 248V247H239ZM257 248H260V247H257ZM8 249V250H7ZM11 249H13V248H11ZM14 249V250H15ZM16 249V250H17ZM52 249V248H51ZM54 249V250H55ZM261 249V248H260ZM48 250V249H47ZM50 250V249H49ZM117 250H119L118 248H117ZM195 250V249H194ZM238 250V249H237ZM257 250H259V249H257ZM52 251H53V249H52ZM52 251H50V252H52ZM75 251V250H74ZM103 251V250H102ZM196 251V250H195ZM260 252H261V250H259ZM263 251H264V249H263ZM262 251V252H263ZM15 252V251H14ZM17 252V251H16ZM15 252V253H16ZM118 252V251H117ZM116 252V253H117ZM120 252V251H119ZM118 252V253H119ZM1 253H3V254H1ZM15 253L14 254H12L11 255V257L13 256V258L15 257ZM53 253V252H52ZM104 253V252H103ZM116 253H115V256L116 257H118L117 255H116ZM121 253V252H120ZM48 254H50V253H48ZM122 254L123 253H121V257H122ZM128 254V253H127ZM198 254V253H197ZM17 256H18V254H16ZM50 255H54V254H50ZM58 255H57V253H56V255H55V257H58ZM109 255H110V253H109ZM108 255V252H107V255L106 256H109ZM111 255H113L112 253H111ZM186 255H188V253L186 254ZM264 255V254H263ZM104 256V255H103ZM106 256H104V258L106 257ZM115 256L113 257L115 260L116 259H118V258H115ZM190 257H191V255H189ZM189 257V258H190ZM201 257V256H200ZM264 257V256H263ZM4 258V257H3ZM9 258V257H8ZM16 258V257H15ZM108 258V257H107ZM112 258V259H113ZM125 258L126 257H124V260H121V258H119V260L120 261H117V263L116 264H122V263H126V262H128L127 260L125 261ZM223 258V257H222ZM1 259V262L3 261V259H2V257L0 258ZM18 259H20V261H21V257H19ZM39 259H42L43 261H38ZM53 259V258H52ZM113 259V260H114ZM191 259V258H190ZM189 259V260H190ZM225 259V258H224ZM57 262V259H53V263H56L55 261ZM108 260H110V258L108 259ZM58 261V262H59ZM111 262H112V260H110ZM223 261V260H222ZM221 261V262H222ZM226 261V260H225ZM1 262H0V264H1ZM19 262V261H18ZM39 262V263H38ZM57 262V264H62V263H58ZM109 262V261H108ZM114 262V261H113ZM6 263V262H5ZM17 263V262H16ZM22 263V262H21ZM51 263V262H50ZM52 263V264H53ZM226 263V262H225ZM2 264H4V263H2ZM8 264V263H7ZM20 264V263H19ZM46 264H47V262H46ZM49 264V263H48ZM108 264H110V263H108Z\"/></svg>",
    "mask_w": 264,
    "mask_h": 264
}]
</instances>
